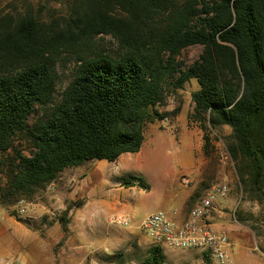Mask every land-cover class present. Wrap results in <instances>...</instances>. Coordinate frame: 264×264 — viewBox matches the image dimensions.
<instances>
[{
	"label": "trees",
	"instance_id": "1",
	"mask_svg": "<svg viewBox=\"0 0 264 264\" xmlns=\"http://www.w3.org/2000/svg\"><path fill=\"white\" fill-rule=\"evenodd\" d=\"M101 35L116 41L114 53L95 48ZM194 46L201 53L183 68L176 58ZM61 54L75 55V67L56 100ZM191 81L203 150L207 134L229 128L225 150L239 183L264 209V0H69L66 16L49 23L29 13L0 17V164L19 135L31 150L11 162L18 191L42 189L85 162L114 163L138 152L147 125L162 120L166 89ZM99 260L165 264L166 255L154 244L139 258Z\"/></svg>",
	"mask_w": 264,
	"mask_h": 264
},
{
	"label": "rangeland",
	"instance_id": "2",
	"mask_svg": "<svg viewBox=\"0 0 264 264\" xmlns=\"http://www.w3.org/2000/svg\"><path fill=\"white\" fill-rule=\"evenodd\" d=\"M68 2L69 0H0V17L9 14L17 18L29 13L36 19L49 23L66 16ZM93 43L98 50L109 53L117 50L116 41L111 36H98L94 38ZM201 50L200 46L187 48L176 58V61L183 68L189 66L198 59ZM75 57V55L61 54L56 59L55 70L58 75L54 94L56 100L72 76ZM197 87L196 82L191 81L182 89L167 88L164 103L158 107L162 120L158 119L147 125L145 141L141 149L136 153L122 155L115 164L108 163V172L105 168L98 166V161H89L64 170L42 189L15 190L11 184L12 159L16 152L29 156L31 150L27 137L19 135L13 143L12 150L1 156L0 210L9 212L19 220L28 221L34 229L42 223L46 227H51L54 222L61 227L66 226L69 221L68 208L72 205H79L77 196H80V193L75 186L84 180H95V168L102 169L103 178L111 181V184H108L110 189L124 187L121 192L125 198L126 209L124 212L115 214V217L109 219V224L107 223L109 230L114 233L113 238L119 242L120 250L116 252L129 253L139 258L147 248L154 245L153 241L138 228L141 221L146 216L157 212L165 214L163 210L157 209L159 206L156 201L163 202L167 190H170L174 200L180 202L186 191L191 188V185H187L188 181L196 180L200 174L201 170L198 165L201 161L203 162L202 186L206 185L204 196L211 188L226 184L228 187L226 197H231L233 201L226 211L232 213V218L247 227L251 233L263 237L264 209L258 201L252 200L244 191L234 165L225 150V139L230 129L224 127L218 135L207 134L210 145L207 152L203 150V132L200 124L192 120L194 105L191 101V93ZM42 114L43 109L38 108L30 118L29 125H32ZM163 120L166 121L162 125ZM198 142H201L200 151L196 148ZM140 180L147 185L146 189L140 185ZM180 183L186 184L187 187H181ZM164 184H170V187L166 189ZM60 197H67V201L69 197H72L74 200L71 198L73 201L66 205V210H62L57 208V200H62ZM20 201L24 203L20 205ZM21 208L23 212L27 210V214L36 216L38 219L31 220L23 217L25 213L21 212ZM65 212H67L66 215ZM118 218H127L129 227L111 224V220ZM200 252L199 250L165 247V264H186L193 260L195 264H205L202 262Z\"/></svg>",
	"mask_w": 264,
	"mask_h": 264
},
{
	"label": "crops",
	"instance_id": "3",
	"mask_svg": "<svg viewBox=\"0 0 264 264\" xmlns=\"http://www.w3.org/2000/svg\"><path fill=\"white\" fill-rule=\"evenodd\" d=\"M196 148L197 151L201 150V142H198ZM121 157L122 155L109 164H115ZM202 163L200 161L198 165L200 174L196 180L188 181L187 185H191V188L186 191L180 202L172 198L170 190L165 192L163 202L156 201L159 206L157 209L163 210L176 224L183 223L189 212L197 207L204 197L206 185L202 186ZM98 166L108 170L106 161H98ZM102 174V169L95 168V180H84L75 186L80 193V196H77L79 205L68 208L69 221L65 228L57 222L51 227H46L41 222L42 224L34 229L20 222L9 212L0 210V264H103L99 260L100 256L119 251V242L113 238L114 233L109 230L107 223L115 214L126 209L125 198L121 192L124 187L110 189L108 184H111V181L104 179ZM163 186L168 189L170 184ZM180 186L187 187L182 183ZM60 198L62 200H57V208L62 210H66V205L74 200L72 197H69L68 201L67 197ZM232 204L231 197L217 198L213 202L211 212L204 218L213 230L224 232L228 237L229 259L226 264H264V236L254 235L247 227L237 223L232 218V213L226 211ZM22 213H25L22 215L25 218L38 219L27 214V210ZM200 253L202 262L210 264L212 259L207 253ZM204 256L210 263L205 261ZM186 264H195V261Z\"/></svg>",
	"mask_w": 264,
	"mask_h": 264
},
{
	"label": "built area",
	"instance_id": "4",
	"mask_svg": "<svg viewBox=\"0 0 264 264\" xmlns=\"http://www.w3.org/2000/svg\"><path fill=\"white\" fill-rule=\"evenodd\" d=\"M165 121H161V124H165ZM227 192L226 184L211 188L181 224H176L163 212H157L146 216L138 228L154 244L179 250H201L212 259L210 264H226L229 259L228 237L224 232L213 230L204 218L211 212L213 202L217 198L226 196ZM19 203L22 205L24 202ZM21 212H23L22 208ZM111 224L129 227V220L113 219Z\"/></svg>",
	"mask_w": 264,
	"mask_h": 264
}]
</instances>
